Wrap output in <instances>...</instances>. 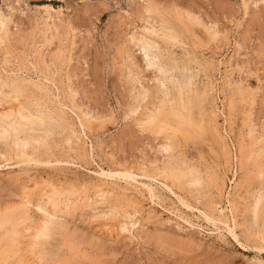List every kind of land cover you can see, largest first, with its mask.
<instances>
[{
  "label": "rangeland",
  "instance_id": "374dc122",
  "mask_svg": "<svg viewBox=\"0 0 264 264\" xmlns=\"http://www.w3.org/2000/svg\"><path fill=\"white\" fill-rule=\"evenodd\" d=\"M148 4L195 27L186 72L212 94L229 153L211 146L207 133L192 134L180 149L223 179L222 192L218 184L205 185L209 192L194 196L168 181L172 193L154 181L158 196L152 197L133 180L99 175L129 171L142 181V168L169 160L170 153L158 150L163 136L142 130L128 106L127 63L136 61L151 87L157 73L130 39L144 25ZM0 16V88L9 92L19 83L24 101L61 108L72 126L56 125L39 144L36 163L7 162L0 143V210L28 200L17 228L33 227L18 236L19 254L8 264H264V247L253 238L257 226L243 211L252 185L239 183L245 177L240 144L252 141L251 128L257 140L264 136V0H0ZM53 189L75 201L70 212L49 207L54 212L45 214L35 205ZM113 206L116 218L106 215ZM125 212L132 218H123ZM46 217L57 238L47 244L55 254L41 257L31 244Z\"/></svg>",
  "mask_w": 264,
  "mask_h": 264
},
{
  "label": "bare ground",
  "instance_id": "6f19581e",
  "mask_svg": "<svg viewBox=\"0 0 264 264\" xmlns=\"http://www.w3.org/2000/svg\"><path fill=\"white\" fill-rule=\"evenodd\" d=\"M141 19L144 25L139 29L133 30L130 39L136 46L140 47L139 49H141L142 52L144 51L143 53H145L147 58V63L145 62L147 68H155L157 73L153 78L154 86L151 87L149 84L143 83V79L141 80V76L137 71L138 68L134 66L136 61L133 62L132 60V63H127L125 77L127 83H131L129 84L131 85L130 88H128L131 96V100L128 104L129 113L138 114L136 122H138L142 130L163 136L164 139L160 142L158 150L170 153L169 157L167 156L169 160L164 161L162 165L157 162L152 167V170L142 168L141 170L144 171L143 174H141L142 181L138 179V174L129 171L122 172L101 169L102 171L99 175L101 174L100 176H105V178L112 177L114 179L121 176L128 179V181L133 180L137 188L144 189L146 192L148 191L149 195L152 197L158 196L155 192L158 186L154 185V183H157V185L160 184L164 186L165 189L167 188L172 193H175L168 181L194 196H200L204 194V192H209L210 189L205 191V188H202L205 185L206 187H211L218 184L219 190L222 192L223 179L213 172V170H209V167L206 170L202 169L199 164L191 161L183 150L180 149V145L186 144L189 136L192 134L200 135L207 133L211 136V146L220 148L219 150H222L225 156L229 153L227 136L223 134L218 125V115L214 106V99L211 97L212 94H210L207 87L201 88L198 85L196 80L197 74L186 72V69H192L193 64L190 51H188V46L190 45L188 39L189 36L195 33V27L190 22L182 21L178 17L174 18L173 16H169L152 4H148L144 7ZM4 26L5 22L0 16V30H2ZM177 45L184 48L185 52L178 54L174 49ZM150 52H152L151 56ZM23 91L20 84L16 82H13L9 92H5L0 88V143L5 145V154H2L7 162L13 161V163L22 162L30 164L38 161L36 150L40 143L43 145L45 141L48 140L53 133V129L56 128V125H59L62 129L66 127L71 128L72 126L70 122L66 120L65 113L63 110H60L61 108H56L52 111L46 108V106H39L37 103H32L33 105H38V107H34L30 104V101L28 103V101L26 102V100L24 101L21 98L24 96ZM69 103H67V105H69ZM64 104L62 102V105ZM74 106L76 105L74 104ZM81 111L82 110H80V112ZM83 115L86 116V113H83ZM82 121H80V123ZM249 131L248 133L252 141L249 144H240L239 146L240 163L245 170L244 180L242 179L243 181H239V183L241 185L244 182H248L252 185V189L247 192L250 200L248 199L249 201L246 202L243 211L248 214L249 222L257 226L255 231L252 230L254 232V235H252L255 236L252 237L258 240L260 247H264V136L260 140H257V138L253 137L254 130L251 128ZM43 147L45 148V146ZM250 165H253V167H250ZM143 179L145 181H143ZM132 182H128V185L134 184ZM61 195L60 189H53L50 192H46L44 194L45 198L43 200L40 199L37 203L35 202V205H37L41 211H45V214L46 212L53 213L54 211L55 213L56 211L70 212L73 209L72 205L76 204L74 203L75 201H73L68 194H64L67 196L62 195L64 199L61 198ZM30 203H32V201H29V204ZM87 203L89 204V202ZM27 205L28 200L26 203H22L17 207L5 206L6 208L4 210H0L1 264H8L11 257H16L19 254L20 239L18 238L20 237L18 236L24 233L25 230L27 231L33 228L31 225H27L22 231L17 228L19 227L18 225L21 226V224H23V216L25 214V209L27 210ZM49 207H52L54 211H51ZM1 208L2 207H0V209ZM114 209L116 208L113 206L110 211L106 212V215L110 218H116L118 212ZM235 209L238 208L236 207ZM202 212L201 214H203ZM206 214L208 218L213 221L215 217L213 216V218H211V213L209 214L211 217H209L208 213H205V215ZM123 216L122 217L127 218V220H129L128 218H132V215L128 212H125ZM215 220L219 221L218 219ZM225 222L226 221H224V223ZM56 229L53 223L48 221L47 218V220H44L41 226L35 231L33 235L34 240L31 245L35 250L36 248L40 249L38 251L41 257L52 254L51 252L53 251L50 250V252L47 250V244H52L50 241L52 238L55 239ZM1 230L3 233H1ZM234 230L235 229L232 227L230 228V232L232 231L233 236L238 239V235ZM20 236H22V234Z\"/></svg>",
  "mask_w": 264,
  "mask_h": 264
}]
</instances>
